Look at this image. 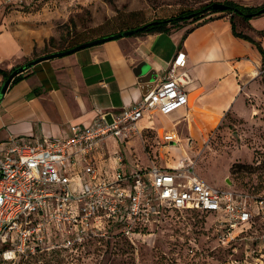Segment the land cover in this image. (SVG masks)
Returning a JSON list of instances; mask_svg holds the SVG:
<instances>
[{
	"label": "built area",
	"instance_id": "2783aa9c",
	"mask_svg": "<svg viewBox=\"0 0 264 264\" xmlns=\"http://www.w3.org/2000/svg\"><path fill=\"white\" fill-rule=\"evenodd\" d=\"M187 52L179 49L168 68L132 105L101 111L65 137L13 136L0 149V260L65 251L74 263L94 241L144 234L173 211L215 215L220 245L246 244L245 264H264V194L217 187L188 156L181 165L101 166L107 141L142 137L140 121L170 114L188 103ZM164 140H176L166 134ZM117 158V157H116ZM115 158V159H116ZM237 246V247H236Z\"/></svg>",
	"mask_w": 264,
	"mask_h": 264
},
{
	"label": "crops",
	"instance_id": "0c3cea01",
	"mask_svg": "<svg viewBox=\"0 0 264 264\" xmlns=\"http://www.w3.org/2000/svg\"><path fill=\"white\" fill-rule=\"evenodd\" d=\"M230 18L231 14L214 17L190 31L184 25L170 32L109 40L41 61L27 71L25 78L12 83L1 101L0 149L13 136L65 137L73 125L87 126L101 111H118L134 104L149 90L140 82L138 66L144 62L162 75L179 49L187 52L186 71L191 78L188 103L170 114L156 111L152 120L140 121V126L147 127L142 133L144 149L148 145L151 154L158 149L155 128L161 116L172 123L164 136L173 134L176 140L181 139L179 132L183 129L204 136L229 113L256 120L257 111H264V86L257 77L263 56L252 42L234 35ZM234 20L238 31L264 48V14L249 20L236 16ZM52 35L48 27L0 16V68L8 71L44 55ZM4 82L0 73V88ZM255 95L260 106H255L252 113L247 99ZM169 143L165 148L171 147ZM119 144L114 139L107 141V154L101 160L104 170L117 168L118 157L124 160L125 170L140 165L135 163L130 168ZM151 164L157 163L141 166Z\"/></svg>",
	"mask_w": 264,
	"mask_h": 264
},
{
	"label": "rangeland",
	"instance_id": "374dc122",
	"mask_svg": "<svg viewBox=\"0 0 264 264\" xmlns=\"http://www.w3.org/2000/svg\"><path fill=\"white\" fill-rule=\"evenodd\" d=\"M224 1L0 0V16L15 17L25 20L27 24L50 28L53 35L46 42L44 52H47L65 48L77 40L93 39L137 23L168 18ZM232 1L247 6L264 3V0ZM228 15L229 12L223 11L209 12L191 19L185 25L190 30L214 17ZM257 74L264 86V61ZM247 100L248 107L254 113L255 106H260L257 95L249 96ZM257 112L256 120L229 113L215 129L200 137L183 129L179 132L182 141L174 140L167 148L164 146L165 143L168 145L164 134L172 123L169 118L161 116L155 128L158 149L154 154H151L148 145L146 149L143 148L144 142L140 136L131 140L132 143L120 142L119 146L128 156L130 168L135 163L147 165L150 161L164 167H176L189 155L196 161L199 174L211 184L264 194V111ZM141 126L147 129L145 125ZM144 135L148 137L146 132ZM151 136L155 137V134H149ZM215 217L202 211L169 212L144 234L133 238L134 241L123 235L101 242L94 241L77 253V258H80L73 264H245V242H238L236 251L220 245ZM74 255L65 251L44 252L16 261L0 260V264H72L69 260L76 257Z\"/></svg>",
	"mask_w": 264,
	"mask_h": 264
},
{
	"label": "trees",
	"instance_id": "16d2710c",
	"mask_svg": "<svg viewBox=\"0 0 264 264\" xmlns=\"http://www.w3.org/2000/svg\"><path fill=\"white\" fill-rule=\"evenodd\" d=\"M224 3L228 5V8L224 9V10H214L211 8V4H213V3H210V4H207L206 6H203L200 9L195 10V11H184L178 15L171 16L168 18H157V19H154V20H151L148 22L138 23L136 26L126 27L120 31L142 27L141 29H138L137 32L133 35H142V34H147V33L170 32L174 28L183 27L191 19L194 20L196 18L202 17V16L208 14L209 12H220V11L229 12L231 14L230 21H231L232 30H233L234 35L239 37V38H242V39H245L247 41L252 42L257 47V49L260 51V53L262 54L263 61H264V48H263L262 44L259 41L254 40L252 37L248 36L247 34H244L243 32L238 31L237 26H236V22L234 20V17H236V16L238 17V15L241 16L244 20H249L253 17L263 15L264 14V3L262 5H259V6L242 5V4L236 3L232 0H225ZM120 31H118V32H120ZM188 31H190V30H188ZM115 33H117V32L104 34V35L98 36L96 38H102V37L109 36V35L115 34ZM96 38L86 39V40H77L65 48H59V49H56V51H47V52H45L44 55L51 54L53 52H57V51H61V50H67V49L73 48L79 44H82L84 42L94 40ZM44 55H42V56H44ZM15 68L16 67H14L13 69L8 70V71L0 68V73L4 76V79L6 80ZM26 75H27V71L16 76L13 80V83H16L19 80L25 78Z\"/></svg>",
	"mask_w": 264,
	"mask_h": 264
},
{
	"label": "water",
	"instance_id": "95a60500",
	"mask_svg": "<svg viewBox=\"0 0 264 264\" xmlns=\"http://www.w3.org/2000/svg\"><path fill=\"white\" fill-rule=\"evenodd\" d=\"M211 8L214 10H224V9L228 8V5L225 3L216 2V3L211 4ZM141 28L142 27L127 29V30L117 32L115 34H111L109 36H105L102 38H96L94 40L84 42L82 44H79V45H77L73 48L67 49V50H61V51L53 52L51 54L40 56L38 58L30 60L29 62L25 63L22 66L16 67L12 71V73L9 75V77L5 80L2 87L0 88V104H1V101L3 100V97L5 96V94L7 92V90L9 89L11 84L13 83L14 78L16 76L28 71L29 69L34 67L36 64L40 63L41 61L63 57V56L75 53L76 51L81 50L83 48L95 46V45L104 43V42L109 41V40H115V39H120L123 37L131 36V35L135 34L138 29H141ZM137 74L140 75V82L144 83V85H146L145 87L147 89H150V84H148V83L155 81L158 77L157 72L155 70L151 69L144 62H142L138 66Z\"/></svg>",
	"mask_w": 264,
	"mask_h": 264
},
{
	"label": "bare ground",
	"instance_id": "6f19581e",
	"mask_svg": "<svg viewBox=\"0 0 264 264\" xmlns=\"http://www.w3.org/2000/svg\"><path fill=\"white\" fill-rule=\"evenodd\" d=\"M179 141H182L180 138L178 139Z\"/></svg>",
	"mask_w": 264,
	"mask_h": 264
}]
</instances>
